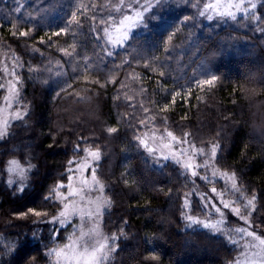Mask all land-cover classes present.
<instances>
[{
	"label": "trees",
	"instance_id": "1",
	"mask_svg": "<svg viewBox=\"0 0 264 264\" xmlns=\"http://www.w3.org/2000/svg\"><path fill=\"white\" fill-rule=\"evenodd\" d=\"M81 2L88 4L90 0H19L23 7L17 13L14 11L19 6L17 0H0V63L7 60L12 69L13 57L20 59L23 69L16 67V71L21 73L22 102L31 110L27 121L29 130H24L23 124H17L11 129L12 136L7 142L0 140V160L26 157L27 150L23 145L32 143L35 146L43 140L41 126L45 133L52 128L72 134L71 137H62L61 147L55 152L36 151L37 159L32 160V164L37 165L38 170L30 181L32 187L22 198L19 191L13 192L7 185V175H0V237L15 239L17 234L22 237L27 232L30 221L19 219L16 213L38 205L48 188L61 179L67 160L75 159L71 155L73 142L83 135L89 141H99L103 149L99 172L102 178H106L109 194L114 197L112 222L104 231L115 232L119 227L116 221H128V238H121L120 251L113 255L110 264H226V260L238 255V245L229 244L222 236L219 240L224 243L207 241L206 234H201L203 229H185L181 218L185 193L189 194L190 206L195 209L193 214L201 215L204 211H201L197 197L208 187L202 181L193 182L190 177L187 182L182 177L178 178L172 170L175 165L164 169L158 167L135 145L133 133L137 128L139 133H155L157 138L165 130L172 131L177 137L189 133L187 139L197 147H203L215 139L218 130L225 131L235 147L225 144L226 151L221 154L218 167L221 171L238 169L240 185L247 189L249 196L256 192L259 198L264 194V160L260 155L264 151V43L259 42L260 34L248 32V37L254 36L255 39H241L209 62L204 59L209 49L219 46L223 42L222 37L235 36L239 28L232 21L217 23L201 19L199 28H185L174 38L176 47L171 59L165 61L167 75L161 78L150 70H144L142 64L137 65L135 61L132 68L116 69L111 62L114 58L104 57L100 49L94 47V34L90 32L93 22L90 19L82 29H73L74 37L71 32L68 36L52 37L50 48L37 43L42 37L47 41L52 31L57 30L58 25L62 27L71 11ZM255 2L257 14L264 13V0ZM192 11L181 5L180 8L166 10L163 15L172 22ZM87 15L91 16V11ZM13 23L16 28L12 27ZM261 23L264 25V21ZM18 30L28 31L29 37H20ZM14 31L17 32L15 36L12 34ZM159 34V29L155 34H148L144 56L150 57L155 52ZM65 40L75 43L81 55L61 69V76L52 75L44 83L49 73H29V64L42 69L49 58L66 60L59 51L61 46H66ZM35 48L43 51V58L39 51L32 52ZM115 51L120 56L125 55L123 49ZM157 54L163 60V53ZM86 61H90L89 81L100 78L103 82V78L113 72L121 81L133 70L143 75V81L135 84L129 81L127 90L134 97L131 103L143 104L149 110L147 116L154 117V122L149 121L147 128L140 126L137 117L145 113L139 109L136 112L131 108L126 110L125 90H121L118 101L113 100L119 85L108 84L106 88H100L86 83L82 77ZM115 63L119 64L120 59L115 58ZM208 75H216L219 79L213 87L201 89L196 80H203ZM157 80L161 83L157 84ZM141 85L146 89L142 95L137 91ZM174 92L181 95L172 104ZM166 102L168 111H160ZM107 127L118 128V134L109 136ZM33 135L36 139L29 141L27 138ZM66 150L67 157L64 155ZM21 163L26 166L25 160L21 159ZM122 173H126L127 185ZM215 187L218 191H225L222 182ZM257 207H260L259 203ZM234 221L232 218L229 227L236 226ZM256 231L264 233V226ZM28 236L31 237L30 232ZM150 237L154 239H148ZM35 247L29 245V249ZM153 253L155 259L152 258ZM31 259L29 257V264ZM40 264L46 262L41 261Z\"/></svg>",
	"mask_w": 264,
	"mask_h": 264
},
{
	"label": "snow or ice",
	"instance_id": "2",
	"mask_svg": "<svg viewBox=\"0 0 264 264\" xmlns=\"http://www.w3.org/2000/svg\"><path fill=\"white\" fill-rule=\"evenodd\" d=\"M17 3L19 4V0ZM181 5L193 11L183 15L182 18L173 19L172 22L165 19L163 13L166 10L173 7L180 8ZM22 7L23 5L19 4L14 11L19 13ZM37 11H46V9H37ZM89 11L91 16L87 15ZM89 19L93 22L90 32L94 34V47L99 48L104 57H113L111 62L116 69L132 68L135 61L137 65L142 64L144 70H150L161 78L167 75L168 65L165 61L171 59L176 47L173 43L174 38L185 28H199L201 19L217 23L232 21L239 28L235 36L229 34L227 37H222L223 42L219 46L210 48L204 58L206 61L210 62L241 39H255L254 36L248 37V32H258L259 42L264 43V25L261 23L264 21V13L257 14L255 0H104L102 3L90 0L88 4L78 3L62 27L58 25L57 30L52 31L48 36L47 41L42 37L37 43L50 48L52 37L68 36L70 32L74 37L76 33L73 29H82ZM241 21L244 23L242 24ZM12 27L16 28V25L13 23ZM157 29L160 30L158 46L150 57H146L143 53L146 51L148 34H155ZM12 34L15 36L17 32L14 31ZM18 35L29 37V32L18 30ZM188 35L190 37L191 32ZM65 45L61 46L59 51L62 57L67 58L66 60L53 61L49 58L42 69L33 68L29 64V73L39 71L49 73L44 83H47L52 75L61 76L63 74L61 69L66 68L81 55L75 43L65 40ZM116 49H123L125 55L120 56ZM38 51L43 58V51L39 48L32 49L33 53ZM157 53H163V60ZM115 58L120 59L119 64L115 63ZM13 60L14 66L11 71L7 68L3 69L5 76L8 77L7 83H0V90L5 93L3 106H0V140L5 142L11 138V129L17 124H23L24 130H29L27 121L31 117L30 106L22 102L21 73L16 71V67L23 69V64L18 57H13ZM89 64L90 61H86L83 65L82 77L86 83L98 85L100 88H106L108 84L114 87L119 85L113 100L118 101L121 90H125L126 110L131 108L133 112H136L139 109L145 113L137 117L140 126L147 128L149 121L154 122V117L147 116L149 110L143 104L137 106L131 103L134 97L127 90L129 81L132 84L143 81L145 79L143 75H138L133 70L121 81L113 72L103 78V82L100 78L89 81L88 76L91 74ZM73 71L75 72L76 69ZM218 79L216 75H208L203 80L197 79L196 83L201 89L205 86L211 88ZM160 83L161 81L157 80V84ZM68 86L71 87V85ZM137 91L142 95L146 89L141 85ZM179 95H181L179 92L172 93V104H175L176 97ZM5 109L8 110L7 119L4 118ZM160 111H168L167 102ZM32 131L34 132V129ZM106 132L109 136H114L119 130L116 127H107ZM71 135L70 132L62 130L58 132L52 128L45 133L41 126L43 140L35 146L32 143L23 145V149L27 150V156L21 159L25 160L26 166L21 163V159L0 160V175H7V185L13 192L19 191L22 198L28 188L32 187L30 181L38 170L37 165L32 164V160L37 159L36 151L55 152L61 147L62 137H71ZM189 135L185 133L184 136L177 137L172 131L165 130L157 138L155 133L151 136L141 134L137 128L133 133V139L135 145L147 153L148 157L152 158L161 169L175 165L173 172H176L177 177H182L185 182L189 177L193 182L197 177L205 182H211L207 173L211 171L213 178L219 173L220 177L230 184V188L225 191H218L216 187L211 188L214 196H219V205L213 201L204 200L203 207L208 209L206 213L194 215L195 209L190 206L189 194L185 193L181 209L185 229L193 231L197 228L203 229L204 232L201 234H206L205 239L212 243H224L219 240L221 236L233 246L239 244L235 237L245 239L239 254L226 260V264H264V233L256 231L258 227L264 226V194L258 198L257 193L252 192L249 196L247 189L239 183L238 169L221 171L218 167L222 160L221 154L226 151L225 144L229 143L235 147L234 141H229L225 131L218 130L214 140L203 147H197L187 139ZM27 139L32 141L36 137L33 135ZM49 140L51 142H48ZM244 154L246 153H242ZM64 155L67 157V150ZM71 155L75 159L67 160L65 173L59 181L48 188L39 204L16 213L19 219L30 221L31 226L27 228V232L22 237L17 234L15 239L7 236L0 237V264H29V257L32 258L31 264H40L41 261H45L46 264H110L113 255L120 251L121 238H128V221H116L119 227L115 232L104 231V228L112 222L114 197L109 194L108 185L105 183L106 178H102L99 172L103 158V149L99 141L96 139L89 141L81 135L73 142ZM260 155L264 160V151ZM201 169L204 174H201ZM125 176L126 173L121 174L122 179ZM124 183L127 185L128 180L124 179ZM171 191L169 189V192ZM201 199L203 200V197ZM184 208L188 210L184 211ZM232 217L236 218L235 227H229ZM28 232L31 233V237L28 236ZM148 239H154V237ZM29 245H36V247L29 249ZM253 249L256 251H252ZM152 258H156L155 253Z\"/></svg>",
	"mask_w": 264,
	"mask_h": 264
},
{
	"label": "rangeland",
	"instance_id": "3",
	"mask_svg": "<svg viewBox=\"0 0 264 264\" xmlns=\"http://www.w3.org/2000/svg\"><path fill=\"white\" fill-rule=\"evenodd\" d=\"M3 62V63H2ZM1 63H0V83H7V80H8V77H6L5 76V74H4V71H3V69H5V68H7L9 71L11 70V65H10V62L9 61H7V60H5V61H2ZM0 95H1V97H0V106H3V96H4V92H3V90H0ZM2 94H3V96H2ZM4 118L5 119H7L8 118V110L7 109H5V112H4ZM147 135H149V136H151V134H147ZM151 143V142H150ZM185 147H187V145H185ZM201 171V174H204L203 173V169H201L200 170ZM207 175H208V177H209V180L211 181V182H205V181H203V180H200L198 177L196 178V180H199V181H202L203 183H205V185L208 187L207 188V191L206 192H201L199 195H198V199H199V201H200V205H201V211L203 210L205 213L208 211V209H206V208H204L203 207V201L204 200H210V201H213V202H215V203H217L218 205H219V196L218 195H216V196H214V194L211 192V188L212 187H215V185L217 184V183H221L222 182V184L223 185H225V190H227V189H229L230 188V184H227L226 182H225V180L223 179V178H221L220 177V175H219V173H218V175H217V177H215V178H213L212 177V174H211V171H209L208 173H207ZM191 178V177H190ZM89 179H90V177H89ZM192 179V178H191ZM201 197H203V200L201 199ZM213 215H215V213L213 212ZM202 218V217H201ZM233 219H236L235 217H232ZM78 222V221H77ZM238 241H240L239 242V244H238V254H239V251L243 248V246H244V244H245V239H241L240 237H235ZM250 239V238H249ZM258 243V242H257ZM252 251H256V249H253ZM241 259H243V257H241Z\"/></svg>",
	"mask_w": 264,
	"mask_h": 264
}]
</instances>
